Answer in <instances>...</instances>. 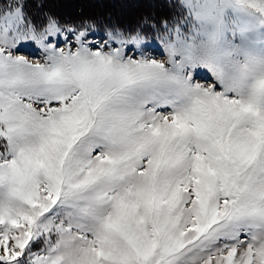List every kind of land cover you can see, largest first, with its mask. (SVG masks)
Listing matches in <instances>:
<instances>
[{
  "label": "snow or ice",
  "instance_id": "1",
  "mask_svg": "<svg viewBox=\"0 0 264 264\" xmlns=\"http://www.w3.org/2000/svg\"><path fill=\"white\" fill-rule=\"evenodd\" d=\"M29 4L0 0V264H264V0L154 36Z\"/></svg>",
  "mask_w": 264,
  "mask_h": 264
},
{
  "label": "trees",
  "instance_id": "2",
  "mask_svg": "<svg viewBox=\"0 0 264 264\" xmlns=\"http://www.w3.org/2000/svg\"><path fill=\"white\" fill-rule=\"evenodd\" d=\"M58 1L59 0H30L28 11L37 19H40L43 13L51 12L66 21L74 22L84 18H90L96 20L101 26L111 23L117 24L124 29L143 27L145 30H152L153 32V26H162L163 22L166 19L174 17L177 11L171 6V0H125L131 1V4L127 2L125 5L121 3L122 0H93L89 6H82L79 0H73V3L77 4L80 8V13L75 14L67 10L65 6L60 7L59 10L54 8L53 4H58ZM63 2L65 3L67 0H63ZM41 4L43 7L39 6ZM125 10L126 12L124 15H126V17L129 16L127 15L129 13H136L130 17V19L134 17L132 20L128 21V19L124 17H122L123 19L117 18V14L119 12L123 14Z\"/></svg>",
  "mask_w": 264,
  "mask_h": 264
},
{
  "label": "rangeland",
  "instance_id": "3",
  "mask_svg": "<svg viewBox=\"0 0 264 264\" xmlns=\"http://www.w3.org/2000/svg\"><path fill=\"white\" fill-rule=\"evenodd\" d=\"M53 1V0H52ZM78 1V0H77ZM93 0H79V2L81 3L80 5H82V6H86V5H90L91 4V2H92ZM127 2H129V1H125V0H122L121 1V3L122 4H126ZM54 3V2H53ZM66 3V4H65ZM63 2V0L61 1V0H59L58 1V4H53V6H54V8H56L57 10H59L60 9V7H64L65 6V8L67 9V10H69L70 12H74L75 14H79L80 13V8L78 7V5L77 4H74L73 3V0H67V2ZM85 3H87V4H85ZM130 4H131V1L129 2ZM134 4V3H133ZM134 5H136V4H134ZM120 6H122V5H120ZM79 8V9H78ZM119 8H121V7H119ZM88 10H90V9H88ZM131 10H133V9H131ZM126 12V10L123 12V14L122 13H118L117 14V18L118 19H123L122 17H124L125 19L127 18L128 19V21L129 20H132L133 18H131L130 19V17L131 16H133V15H135L136 13H134V14H127V15H129V16H127L126 17V15H124V13ZM128 12H130V11H128ZM161 27V26H160ZM145 31H147V30H145ZM148 33H149V35L150 36H154L155 35V32H153L152 30H150V31H147ZM150 49H151V53H153V54H155L156 55V58H163V56H164V50H163V46L158 42V41H152L151 43H150ZM28 51H31V52H37L38 50L37 49H35V46H31L28 50H26L25 52H23V53H21V54H27V52ZM201 82H203V81H201Z\"/></svg>",
  "mask_w": 264,
  "mask_h": 264
}]
</instances>
